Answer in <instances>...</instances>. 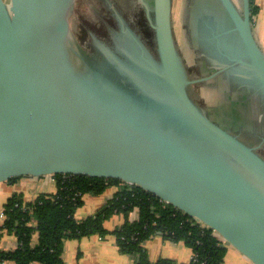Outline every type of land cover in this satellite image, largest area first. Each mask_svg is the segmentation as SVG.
Returning <instances> with one entry per match:
<instances>
[{
    "label": "water",
    "instance_id": "obj_1",
    "mask_svg": "<svg viewBox=\"0 0 264 264\" xmlns=\"http://www.w3.org/2000/svg\"><path fill=\"white\" fill-rule=\"evenodd\" d=\"M12 4L0 0V183L58 174L121 180L264 264V158L192 99V85L218 74L190 79L173 0L153 3L158 58L131 32L139 57L110 55L114 71L85 57L71 30L75 0ZM198 8L218 61L244 87L234 103L252 132L251 123L264 125V49L251 0H198Z\"/></svg>",
    "mask_w": 264,
    "mask_h": 264
},
{
    "label": "trees",
    "instance_id": "obj_2",
    "mask_svg": "<svg viewBox=\"0 0 264 264\" xmlns=\"http://www.w3.org/2000/svg\"><path fill=\"white\" fill-rule=\"evenodd\" d=\"M251 4L254 15L258 8L254 0ZM53 178L57 185L55 193L40 194L33 202L25 201L21 194H14L5 203L0 231L15 235L18 247L9 252L0 249V264L7 261L14 264H64L63 251L67 240L93 235L104 238L108 234L116 238L123 254L137 258L136 264H176L170 259L157 262L149 259L145 242L158 234L166 240L184 242L195 257L207 264L225 262L228 248L217 233L138 186L116 179L80 175L58 174ZM111 187L120 188L111 200L93 216L82 221L76 219L75 214L83 206L85 195H102ZM135 212L137 219H129ZM114 215H123L125 222L109 231L106 222ZM36 233L39 240L34 246L32 242Z\"/></svg>",
    "mask_w": 264,
    "mask_h": 264
},
{
    "label": "flooded vegetation",
    "instance_id": "obj_3",
    "mask_svg": "<svg viewBox=\"0 0 264 264\" xmlns=\"http://www.w3.org/2000/svg\"><path fill=\"white\" fill-rule=\"evenodd\" d=\"M197 1L184 0L182 15L184 40L191 57L190 62L178 43L177 46L190 79L200 80L218 75L208 81L192 85L190 95L198 104V96L193 88H200L205 92L209 98L207 101L205 99L206 106L198 104L205 113L219 124L226 125L229 131L264 158V132H260L264 131V125L251 123L252 132L244 131L245 117L240 114L243 107L234 103L237 101L235 96L244 87L239 85L218 61L217 50L208 38L205 20L200 15L199 8L196 11L193 9ZM85 3L90 5L97 20L93 25L81 22V31L76 37L90 63L114 71L110 55L125 62L129 59L131 61L134 55L139 57L137 53L140 49L131 32L137 39L143 41L142 44L154 58H158L155 31L151 23L154 0H85ZM92 4H98L97 8ZM190 66H194L196 74H190ZM241 101L239 95L237 102Z\"/></svg>",
    "mask_w": 264,
    "mask_h": 264
},
{
    "label": "crops",
    "instance_id": "obj_4",
    "mask_svg": "<svg viewBox=\"0 0 264 264\" xmlns=\"http://www.w3.org/2000/svg\"><path fill=\"white\" fill-rule=\"evenodd\" d=\"M255 6L258 8V12L253 15V26L255 30L256 38L264 49V0H254ZM45 185L46 190L32 195L33 198L27 199L23 196L27 202H33L40 194L43 193H55L57 190L56 181L53 176H44L40 178L36 177H21L16 181H6L0 183V223L4 219V205L6 199H8L12 190L13 193H23V188L26 186L39 188ZM120 188L111 187L105 191L102 195L87 194L84 197V204L80 207L75 217L78 221H82L88 217H91L99 208L111 200L118 192ZM40 191V190H39ZM86 208V209H85ZM138 215L137 212L133 213ZM80 215V216H79ZM123 215H114L106 222V228L109 231H114L116 228L121 227L125 220L122 219ZM138 217V216H137ZM137 219V218H136ZM112 238V239H110ZM109 240L103 242L104 238L98 236H89L82 239H70L65 242L63 251L64 264H136L137 258L132 255H122L119 247L117 246L116 238L110 237ZM158 240H161L160 245L164 246L168 240L164 239L161 234H158L145 242V248L148 252L149 259L152 262H157L160 259H170L176 264H190L193 259V251L184 249L186 255L180 254H163ZM38 234L36 233L33 238L32 244L36 246L38 244ZM226 244V243H225ZM18 247V238L5 231H0V249L6 252L14 251ZM227 254L224 264H252L242 254L233 249L227 244ZM124 256V257H123ZM3 264H14L11 261L4 262Z\"/></svg>",
    "mask_w": 264,
    "mask_h": 264
},
{
    "label": "rangeland",
    "instance_id": "obj_5",
    "mask_svg": "<svg viewBox=\"0 0 264 264\" xmlns=\"http://www.w3.org/2000/svg\"><path fill=\"white\" fill-rule=\"evenodd\" d=\"M5 2L10 7H12V5H13L12 4V0H5ZM92 6L97 8L98 4H96V5L92 4ZM183 9H184V0H173V29H174V35H175V38H176V41L178 43L179 48L181 49V51H184L185 56L189 59V62H190L191 61V57H190V54L188 53V51L186 49L185 40H184V33H183V20H182ZM95 20H97V19L93 15V12H92V9L90 8V5L85 3V0H75V11H74L73 17L71 18V30H72L73 34H75V36L78 37L79 33L81 31V24L83 22H85L87 24L93 25ZM190 74H193V75L196 74V69L194 68V66L193 67L190 66ZM193 89L195 90L194 93H196L197 96H198V98H197L198 99L197 100L198 104H200V106L201 105L202 106H206L205 105V99H206V101H207V99H209L208 95L205 92L201 91L200 88H196L195 87ZM44 190H46L45 185H42L39 188L26 186V187L23 188V193H18L20 191H17L15 193H13L14 191L7 190V191H11V194H8L9 195L8 199L10 197H12L14 194H21L25 198L31 199V198H33L32 195H35V194H37L39 192H43ZM8 199H6V200H8ZM94 214L92 213L91 216H93ZM136 218H137V215H135V214H131L129 216V219H131V220H136ZM122 219L125 220V217H123ZM93 236L98 237L97 235H93ZM112 236L113 235H110V234L106 235L104 237L103 242H106ZM110 239H112V238H110ZM157 241H158V243L160 245L161 240L157 239ZM157 248L159 250L162 249V253L163 254L174 255V254L178 253L181 256H185L186 255L184 249H187L188 251H190V247L187 244H185L184 242H174V241H171V240H168L167 242H165L163 247H162V245H160ZM122 255H127V254H123L121 252V256Z\"/></svg>",
    "mask_w": 264,
    "mask_h": 264
},
{
    "label": "built area",
    "instance_id": "obj_6",
    "mask_svg": "<svg viewBox=\"0 0 264 264\" xmlns=\"http://www.w3.org/2000/svg\"><path fill=\"white\" fill-rule=\"evenodd\" d=\"M192 261H193L195 264H207L205 261H200V259H198V257H195V256H193Z\"/></svg>",
    "mask_w": 264,
    "mask_h": 264
}]
</instances>
